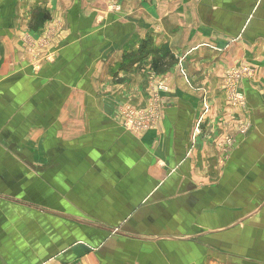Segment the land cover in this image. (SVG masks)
<instances>
[{
  "label": "crops",
  "instance_id": "obj_1",
  "mask_svg": "<svg viewBox=\"0 0 264 264\" xmlns=\"http://www.w3.org/2000/svg\"><path fill=\"white\" fill-rule=\"evenodd\" d=\"M115 1L0 0V264H264V0Z\"/></svg>",
  "mask_w": 264,
  "mask_h": 264
},
{
  "label": "rangeland",
  "instance_id": "obj_2",
  "mask_svg": "<svg viewBox=\"0 0 264 264\" xmlns=\"http://www.w3.org/2000/svg\"><path fill=\"white\" fill-rule=\"evenodd\" d=\"M103 1V8L107 14H117L118 16H123V9L119 2H116L115 0ZM133 2L135 3V7L141 5V0H133ZM31 50L34 55L35 52L33 51V48ZM158 60V57L155 56L150 60V62H148V65H150V67L147 71V80L145 81L144 87L145 91H147L148 99L146 100L147 103L145 104L144 108L135 107L130 102L126 101V98H124V100L116 110V117H118V119H121V122L123 123L121 126L130 132H135L137 130L143 131L151 127H155L154 125H152V119L158 118L160 116L159 112L161 109V105H163L164 103L163 95L167 94L169 91L167 81L162 76L164 73H167L169 70L173 69L174 66H176L180 77L185 81L187 85L191 84L190 80L183 72L184 69L179 62H174L172 59ZM233 73H237L239 77L243 75V81L248 80V78L250 77V74L249 76H247L246 64L239 63L230 66L225 70V84L227 77L232 78L230 80L231 82L237 81H234L235 79L233 80V78L235 77L230 76ZM121 83L122 82L120 81V84ZM234 84H238V86H240L242 82H236Z\"/></svg>",
  "mask_w": 264,
  "mask_h": 264
},
{
  "label": "built area",
  "instance_id": "obj_3",
  "mask_svg": "<svg viewBox=\"0 0 264 264\" xmlns=\"http://www.w3.org/2000/svg\"><path fill=\"white\" fill-rule=\"evenodd\" d=\"M250 72H251L250 69L247 67V76H249ZM230 76L235 77V78H233V80L234 79H235L234 81L237 80L236 81L237 83L243 82V80H242L244 78L243 75L239 77L237 73H233ZM231 79L232 78H229V77L226 78V85H227L228 89L230 90L229 99H230L231 103L238 104V105H244V102L242 100L243 97H242L241 93L237 91L238 90V84H234L236 82H231L230 81Z\"/></svg>",
  "mask_w": 264,
  "mask_h": 264
}]
</instances>
